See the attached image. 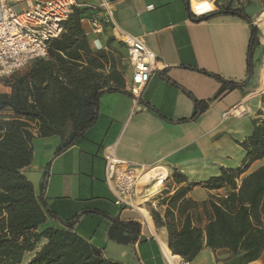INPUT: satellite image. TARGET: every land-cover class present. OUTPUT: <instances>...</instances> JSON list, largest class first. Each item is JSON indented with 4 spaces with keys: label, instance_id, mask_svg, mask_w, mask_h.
Returning a JSON list of instances; mask_svg holds the SVG:
<instances>
[{
    "label": "crops",
    "instance_id": "crops-1",
    "mask_svg": "<svg viewBox=\"0 0 264 264\" xmlns=\"http://www.w3.org/2000/svg\"><path fill=\"white\" fill-rule=\"evenodd\" d=\"M106 1L113 12V24L107 23L104 10L77 8L87 9L81 24L91 49L119 53L122 44L115 37L114 27L117 26L124 33L142 38L157 56V70L136 97L129 91L132 70L128 67L125 92L103 95L95 125L63 154L54 156L61 142L59 137L36 135L33 162L24 174L39 197L44 172L50 166L45 192L47 204L63 219L79 214L74 232L101 249L106 260L115 264H166L164 253H172L167 230L157 228L150 213L155 209L164 215L167 205H160L164 197L159 198V195L165 191L171 196L186 185L174 183L175 172L184 175L187 183L201 184L219 176L222 168L239 167L244 151L237 142L251 135L252 120L259 117L249 105L252 95L248 92L264 80L260 61L264 45V0L224 2L223 6L245 10L253 24L260 28V45L254 53V76L248 86L227 91L218 98L221 83L202 72L237 84L247 81L249 24L233 16L195 22L186 0ZM77 2L91 4V0ZM97 26L101 31L96 30ZM0 88V93L10 92L3 80H0ZM262 89L264 91V86ZM185 91L209 104L196 120H192L194 102ZM239 105L246 108L244 115L225 118ZM108 147H114L121 160L149 174L133 198L135 210L115 205V196L106 183L104 150ZM263 165L264 162H257L250 171ZM149 178H154L150 186L146 183ZM155 186L156 192L152 194ZM218 194L224 195L225 191L196 187L187 198L204 203L211 195ZM105 215L141 224L135 243L122 245L111 240L112 222ZM50 227L64 229L49 221L40 230ZM46 243L42 240L34 252L25 254L23 264H28ZM191 264H238V259L225 251L213 252L205 247ZM251 264H264V251L260 259Z\"/></svg>",
    "mask_w": 264,
    "mask_h": 264
},
{
    "label": "trees",
    "instance_id": "trees-1",
    "mask_svg": "<svg viewBox=\"0 0 264 264\" xmlns=\"http://www.w3.org/2000/svg\"><path fill=\"white\" fill-rule=\"evenodd\" d=\"M86 10H74L60 38L51 43L46 58L34 60L26 69L3 80L10 92L0 93V264H23L25 254L34 252L42 240L47 243L28 264H115L74 232L79 214L63 219L49 207L45 199L49 165L39 197L24 174L33 162L36 135L60 138L54 154L57 157L95 125L103 95L125 92L126 59L110 50L91 49L81 24ZM220 16L238 17L249 24L251 41L246 82L237 84L202 72L221 83L217 98L248 86L254 76V53L260 45V28L243 8L219 6L207 16L191 18L202 22ZM185 93L194 102L192 120H196L209 104ZM252 126L251 135L237 142L244 151L239 167L222 168L219 176L201 184L187 183L184 175L175 172L174 183L186 185L171 196L165 191L159 195L164 197L160 205H167V209L163 216L155 209L150 213L157 228H166L173 255L192 263L207 247L213 252H227L238 259V264L260 259L264 251V165L250 170L257 162H264V119L259 116L252 120ZM196 187L224 190L225 194L211 195L207 202L197 203L187 198ZM105 217L112 222L111 240L122 245L135 243L141 224ZM49 221L64 229L40 230Z\"/></svg>",
    "mask_w": 264,
    "mask_h": 264
},
{
    "label": "built area",
    "instance_id": "built-area-1",
    "mask_svg": "<svg viewBox=\"0 0 264 264\" xmlns=\"http://www.w3.org/2000/svg\"><path fill=\"white\" fill-rule=\"evenodd\" d=\"M86 7L104 10L107 23L113 24V12L106 0H91L80 5L77 0H0V80L10 78L26 69L34 60L46 58L54 40L60 38L64 24L74 10ZM193 18H201L217 11L215 0H189ZM116 39L127 50V64L132 70L129 91L138 97L157 70L158 59L140 37L122 32L117 26ZM97 31L101 27L97 26ZM241 109V111H240ZM244 105L234 107L225 118L242 116ZM106 183L115 196V205L135 210L133 198L149 175L117 157L114 147L104 150ZM154 178H149V184ZM166 264H191L172 253H164Z\"/></svg>",
    "mask_w": 264,
    "mask_h": 264
},
{
    "label": "rangeland",
    "instance_id": "rangeland-1",
    "mask_svg": "<svg viewBox=\"0 0 264 264\" xmlns=\"http://www.w3.org/2000/svg\"><path fill=\"white\" fill-rule=\"evenodd\" d=\"M226 0H215V4L217 7L223 6L224 2ZM260 31V30H259ZM259 40H260V32H259ZM120 52L119 55L126 59V51L122 45H120ZM261 66L263 69V77L261 79H264V45L262 47V54H261ZM127 63V60L125 61ZM263 86H264V80L260 81L257 86H255L252 90H249L248 94L252 95L249 101L250 107L254 108L255 110V115L260 116L261 118H264V91H263ZM2 90V88H0ZM261 114V115H260Z\"/></svg>",
    "mask_w": 264,
    "mask_h": 264
},
{
    "label": "bare ground",
    "instance_id": "bare-ground-1",
    "mask_svg": "<svg viewBox=\"0 0 264 264\" xmlns=\"http://www.w3.org/2000/svg\"><path fill=\"white\" fill-rule=\"evenodd\" d=\"M240 111H241V109H240ZM244 111H247L246 110V108L244 109ZM146 180V179H145ZM145 183V182H144ZM149 186H150V184H149ZM148 186V187H149ZM151 189V188H150ZM156 192V186L153 188V190H151V193L153 194V193H155ZM141 213H143V215H145L148 219H149V217H148V214H147V212L145 211V210H142V212Z\"/></svg>",
    "mask_w": 264,
    "mask_h": 264
}]
</instances>
